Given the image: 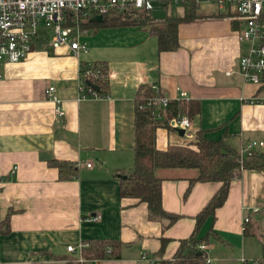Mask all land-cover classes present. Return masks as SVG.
I'll list each match as a JSON object with an SVG mask.
<instances>
[{
  "label": "crops",
  "instance_id": "obj_1",
  "mask_svg": "<svg viewBox=\"0 0 264 264\" xmlns=\"http://www.w3.org/2000/svg\"><path fill=\"white\" fill-rule=\"evenodd\" d=\"M180 7L176 17L183 16ZM92 25L81 40L85 52L52 49L40 36L23 61L0 62V221L9 213L0 264H73L77 252L66 247L90 241L114 242L115 256L105 255L98 264H148L142 256L158 264L171 260L196 231L212 264H231L223 250L237 243L246 249L249 238L261 247L257 236L243 234L245 218L264 220L259 172L244 170L232 180L223 205L197 229V215L221 184L191 183L194 170L154 172L163 211L179 216L171 224L118 194L120 175L133 167L135 102L144 89H155L168 102H197L194 136L201 130L210 140L226 137L238 152L251 141L263 143L256 152H264V105L250 102L264 89L237 73L244 50L233 22L220 16L215 3H201L194 20L176 26L177 48L161 52L147 27ZM94 63L106 67L104 93L80 96V74ZM48 87L58 104L47 97ZM172 132L177 136L165 127L154 129L157 150L184 144ZM53 163L71 167L62 172L66 179H59ZM93 217L98 219L89 221ZM242 259L251 262L242 256L238 264Z\"/></svg>",
  "mask_w": 264,
  "mask_h": 264
},
{
  "label": "trees",
  "instance_id": "obj_2",
  "mask_svg": "<svg viewBox=\"0 0 264 264\" xmlns=\"http://www.w3.org/2000/svg\"><path fill=\"white\" fill-rule=\"evenodd\" d=\"M198 5L195 0H190L182 5L184 12L182 17L168 14L161 21H153L148 14L136 13L126 19L103 18L99 24H94L93 28H108L118 26H144L148 28L157 43V50L172 51L177 48L176 26L180 22L192 21L196 18ZM87 23L86 25H90ZM91 78L84 80V88L89 89L86 83L97 87V96H101L107 84V71L103 63H94L90 66ZM93 91V89H90ZM138 94V92H137ZM150 89H144L141 98L150 97ZM140 98V99H141ZM199 104L194 101H169L161 112L160 121H152L149 114L135 113L133 123L134 143L133 167L120 175L118 179V194L120 198L134 200L135 203H143L146 206L149 217L152 219H165L171 224L179 216L163 211L160 198L161 180L156 178L154 172L158 169L173 170H194L196 177L191 183H220L217 193L209 200L202 211L197 215V226L209 216H213L226 200L229 184L237 178L242 171H256L264 175V152H253L249 156L241 157L222 137L218 140H210L204 137V131H197L194 140L181 145H169L164 150H157L154 146L153 131L161 126L167 130L169 119L182 116L192 121L198 116ZM53 167L59 174V179H66L62 172L64 168L71 170L70 166L53 163ZM188 192V191H187ZM186 192V194H187ZM8 217L0 221V235L8 233ZM263 218L253 219L246 224L243 229L245 236H257L262 247V257L258 264H264V220ZM197 232V231H196ZM196 232L180 242L179 248L169 261H159L158 264H212L206 258L204 251H200L198 246L202 239H197ZM165 240H161V243ZM82 256L86 260L104 258V250L109 247V256H115L114 242L90 241L84 243ZM160 250H162V245ZM160 252V251H159ZM160 254V253H159Z\"/></svg>",
  "mask_w": 264,
  "mask_h": 264
},
{
  "label": "built area",
  "instance_id": "obj_3",
  "mask_svg": "<svg viewBox=\"0 0 264 264\" xmlns=\"http://www.w3.org/2000/svg\"><path fill=\"white\" fill-rule=\"evenodd\" d=\"M190 0H0V62L19 63L32 51L35 40L42 36L46 41L42 29H51L52 36L48 41L52 49L66 48L70 53L85 52L86 49L81 40L87 34L86 24L94 17L121 18L136 13H145L150 16L152 4H164L175 7L182 6ZM197 4L215 3L218 8L230 6L233 15L227 19L237 23L242 30L238 33L239 42H245L247 49L239 57L237 73L245 83L252 84L258 89H264V0H195ZM225 5V6H224ZM164 7L165 13L166 8ZM230 75V73H227ZM82 79L91 78L90 68L81 72ZM85 91L84 86L78 88L79 95ZM47 97L58 104L53 95V88L46 90ZM185 93H180L179 98H185ZM82 98V97H81ZM179 100V99H177ZM251 103L264 105V94L255 96ZM168 100L157 95L155 89H151V96L141 98L135 102V112L149 114L152 121H160L161 112L164 110ZM56 116L60 115L58 108L54 110ZM167 126L172 131H183V137L188 141L194 140L191 132V121L182 116L171 118ZM263 143L254 141L241 147V157L249 156ZM86 164L85 167H89ZM253 213L259 209H253ZM93 217L89 221H96ZM249 219H244V225ZM84 245L66 247V252L74 254L77 258L73 264H98L99 260H86L82 256ZM200 251H205L206 246L200 244ZM105 255L110 254V248H106ZM142 261L154 264L152 260L147 261L145 256ZM242 264H258V261L241 260Z\"/></svg>",
  "mask_w": 264,
  "mask_h": 264
},
{
  "label": "rangeland",
  "instance_id": "obj_4",
  "mask_svg": "<svg viewBox=\"0 0 264 264\" xmlns=\"http://www.w3.org/2000/svg\"><path fill=\"white\" fill-rule=\"evenodd\" d=\"M165 8H166L167 13H169V12L174 13L175 16H180L182 14V8L180 6L172 7V6L167 5ZM219 12H220V16L223 18H227V17L233 15V10L231 8V5L225 6L224 8H221V9L219 8ZM233 30L237 33L240 30H242V28L237 23H233ZM42 32L45 34L44 38H46V40L49 41L51 36H52L51 29H42ZM42 40H44L43 37H42ZM43 43H46V41L44 40ZM240 44L242 45V50L245 51L247 49L246 43L242 42ZM172 133H173L172 135L176 136V134L174 132H172ZM180 139L184 143L188 142V140L186 138H180ZM247 241H248V243H247V245H245L246 249H243V244L237 243L234 247H231L230 249H227V250H223V253H227V256H229L231 264H238V260L241 259L242 256L248 260H251V261H253L254 259H257V260L261 259V257H262V250L261 249L262 248L260 247V244L257 241V239L256 238H249ZM108 256L109 255H107V257Z\"/></svg>",
  "mask_w": 264,
  "mask_h": 264
},
{
  "label": "water",
  "instance_id": "obj_5",
  "mask_svg": "<svg viewBox=\"0 0 264 264\" xmlns=\"http://www.w3.org/2000/svg\"><path fill=\"white\" fill-rule=\"evenodd\" d=\"M164 7L165 5L164 4H152V9L150 11V18L153 20V21H161L163 20L165 17H166V13H165V10H164ZM102 20L101 18L98 16V17H94L92 18L89 23H93V24H99L101 23ZM86 85L90 88V89H93L95 91H97V87L90 84V83H86ZM177 133V136L179 137H183L184 135V132L183 131H180V130H177L175 131Z\"/></svg>",
  "mask_w": 264,
  "mask_h": 264
}]
</instances>
